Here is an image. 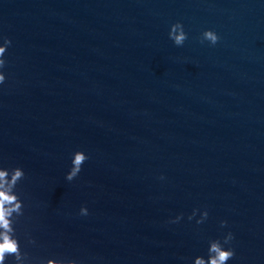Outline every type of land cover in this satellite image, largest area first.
Instances as JSON below:
<instances>
[{
	"label": "water",
	"instance_id": "1",
	"mask_svg": "<svg viewBox=\"0 0 264 264\" xmlns=\"http://www.w3.org/2000/svg\"><path fill=\"white\" fill-rule=\"evenodd\" d=\"M2 37L23 201L132 264H194L228 232V264H264V0H0Z\"/></svg>",
	"mask_w": 264,
	"mask_h": 264
},
{
	"label": "clouds",
	"instance_id": "2",
	"mask_svg": "<svg viewBox=\"0 0 264 264\" xmlns=\"http://www.w3.org/2000/svg\"><path fill=\"white\" fill-rule=\"evenodd\" d=\"M169 38L173 40L176 46H183L188 39V33L184 29L182 22L177 21L171 26ZM0 43V85H3L7 79L3 69L7 65L5 59L8 48L12 41L8 37H2ZM219 34L207 29L201 34V42H209L211 45H216L220 41ZM72 158V167L66 175V179L71 182L75 180L82 171L84 163L90 158L84 151L78 150L74 152ZM26 178V173L23 167L16 166L6 168L0 166V264H8L9 257H13V264H82V261L77 258L62 257H34L21 247L20 237L17 235V224L25 215V204L17 191V186ZM160 179H164L163 176ZM195 209L189 220L194 219L199 212ZM81 216L89 215L87 206H82L80 209ZM209 217L207 209L203 211L200 218L196 221L197 224H203ZM183 219V213L176 216L170 223H179ZM228 221L221 220L220 226L227 227ZM235 236L232 232H228L223 239H213L209 241L207 256H197L194 258V264H228L229 260L236 257V250L230 246ZM28 243L37 246V239L28 235ZM227 246V247H226Z\"/></svg>",
	"mask_w": 264,
	"mask_h": 264
}]
</instances>
